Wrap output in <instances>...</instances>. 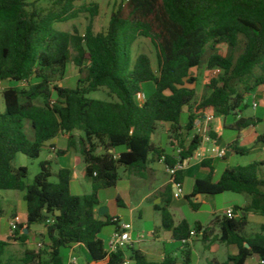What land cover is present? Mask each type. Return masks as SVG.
Instances as JSON below:
<instances>
[{
    "label": "trees",
    "instance_id": "16d2710c",
    "mask_svg": "<svg viewBox=\"0 0 264 264\" xmlns=\"http://www.w3.org/2000/svg\"><path fill=\"white\" fill-rule=\"evenodd\" d=\"M31 1L0 0V83L15 84L2 92L5 110L0 113V190L24 192L26 229L45 227L47 257L26 252L25 264H65L61 249L73 245L85 248L88 263L107 259L106 264H176L171 257L150 261L132 246L107 255L99 235L113 224L106 214L104 221L97 217L99 193L116 186L120 168L144 178L157 162L173 167L177 159L192 157L202 138L195 136L186 142L179 132H190L199 114L210 111L216 116H235L247 108L246 97L264 87V0H120L103 32L94 33L87 27L83 34L76 29L73 33L56 30L51 16L41 17L28 10ZM54 1L71 7L79 0ZM123 3L129 8L128 17L123 16ZM139 37L149 39L155 49L156 72L146 54H139L132 64V46ZM219 44L227 45V55L214 48ZM208 47L213 52L204 59ZM70 64L79 74L85 72L84 78L72 88L58 86ZM204 64L208 93L196 103L197 80L191 70ZM22 81L25 86H16ZM147 83H152L154 90L138 102ZM102 88L115 100L89 97ZM25 121L30 123L31 139L24 132ZM258 122L240 119L235 127L241 130ZM159 124H168L175 133L174 154H165L154 145ZM208 134L216 140L211 128ZM59 135L66 137V147L57 154L70 150L80 154L85 176L91 181L90 194H72L67 169L57 172L56 182L49 181V161L39 164V173L28 185L27 169L13 167L17 155L37 159L45 144ZM256 143L264 147V134L257 136ZM179 148L182 151L177 153ZM228 148L235 154L248 153L236 143ZM212 162H200L208 174L196 178L191 193L184 196L191 207L198 209L199 204L191 201L198 195L230 192L251 198L247 206L235 207V214L252 211L264 216V179L258 175L264 161L226 168L217 181H213ZM174 181L182 184V172ZM160 197L162 205H154L161 214L160 229L171 232L181 245L192 230L206 235L199 223L193 229L186 220L175 226L169 211L174 197L172 182ZM117 203L121 206L118 198ZM245 220L235 215L216 219L218 240L234 249L222 264H247L251 257L256 264H264V224L247 236ZM25 237L21 234L18 239ZM191 255L189 249H183L181 264H193Z\"/></svg>",
    "mask_w": 264,
    "mask_h": 264
},
{
    "label": "rangeland",
    "instance_id": "374dc122",
    "mask_svg": "<svg viewBox=\"0 0 264 264\" xmlns=\"http://www.w3.org/2000/svg\"><path fill=\"white\" fill-rule=\"evenodd\" d=\"M31 5L28 7L29 11L35 10L41 17L51 16L53 18V27L58 31L73 33V30H78L81 34L85 32L87 27H90L94 33L103 32L109 22L110 15L116 10L120 4V0H79L72 3L71 7L63 3H56L54 0H32ZM123 16L128 17L129 8L126 3H123ZM74 17H71V16ZM68 18V19H66ZM221 55L228 54V47L226 44L215 45L214 47ZM211 47L206 49L204 59L212 53ZM146 54L151 61L152 69L157 71L156 52L150 40L144 37H139L132 46L131 60L132 64L139 54ZM67 76L64 80L56 83L61 87L72 88L75 86L79 78H84L85 72L79 74L78 69L72 64L68 65ZM207 73L206 65L191 70V75L197 80L194 88L196 91L195 102L199 103L200 100L208 93L205 86V75ZM15 84L3 81L0 83V113L5 110V105L2 99V92L4 89L14 86ZM16 86L23 87L22 84ZM154 85L147 83L143 85V93L137 100L143 102L149 95L152 94ZM90 98L96 100H115L114 97L108 96V91L105 88L100 89L98 92L91 93ZM247 108L237 115H229L226 117L213 115L208 111L206 114H212L214 120L210 126L215 136L218 134L221 138V148L227 149L226 155L223 159H215L214 168L215 176L214 181L218 179L223 170L236 166H246L253 162L264 161V149L261 145L256 143V137L264 133V87H258L252 94L246 97ZM252 102L257 103V108L251 107ZM185 112L183 117V124L186 119ZM260 119V121L253 127L249 126L244 132L235 127V124L240 119ZM24 132L28 138H32V131L30 123H24ZM175 133L171 130L168 124H159L156 134L153 137V143L159 147L165 154H174L176 138ZM182 139V137H180ZM215 140V139H214ZM63 143V138L59 137L57 147ZM236 143L237 146L244 147L248 150L247 154L239 155L229 150V146ZM56 147V148H57ZM211 147L210 142H204L202 151L206 152ZM62 157L53 155L51 162V177L49 181L56 182V173L58 170V162L62 161ZM47 161V152L43 149L37 159H29L24 155H17L13 167L17 168L19 165L25 167L28 171V176L25 179V184H31L34 177L39 173V164ZM196 160L190 162L192 168L196 164ZM164 164L157 162L151 166L150 172L146 177H138L124 168L118 171L119 181L115 187L104 189L99 193V200L103 208L106 209V215L113 219L118 218L132 227L134 235L143 237L144 242L139 243L140 248L146 249L144 244L148 243V232L153 231L161 225V214L153 209V205H162L163 201L160 192L164 186L170 181L169 175L164 171ZM208 171L199 168L198 174L195 172H187L185 174L184 185L182 186V194L179 198H175L170 206L171 212L174 213V208H177L175 215L177 219H185L190 228H194L196 223H200L204 228L206 235L197 233L187 246L181 245L183 249H189L192 252L194 264H222L226 261L227 256L234 252L232 247L221 243L218 238L220 235L219 222L225 217L227 210H234L235 207L243 208L247 206L251 198L245 194L223 193L215 196H204L198 202L200 205L198 209H193L184 196L189 195L192 190L193 182L196 178H205ZM258 175L264 179V166L259 168ZM78 183L82 186L72 184L71 192L77 196L88 195L92 192L91 183L85 177H80ZM18 194V195H16ZM24 192L17 191H1L0 190V237L4 238L9 233V222L17 213L25 212V203L23 201ZM117 198L121 201V206L117 203ZM98 213V211H97ZM99 215V214H98ZM244 216L246 218L244 225V233L251 236L258 232L260 225L264 224V216L258 215L252 211L243 213L238 211L235 214L236 218ZM114 226H107L103 229L99 238L104 242L107 249L108 239L110 232ZM45 227L35 238L30 237L28 246L32 249L35 248V253L40 254L43 259L47 257L45 253L44 240ZM17 236L18 245L10 247L9 244L3 245V250L7 252L8 264H24L21 259L25 258L22 253L27 243L26 241L19 240ZM152 240H157L159 234H152ZM5 240V239H4ZM9 240V239H7ZM9 242V241H7ZM42 244L41 248L37 244ZM151 243V242H149ZM134 249H139L138 244H133ZM150 249L149 258L152 260H160L161 254L160 246L152 245ZM178 247V244L175 245ZM72 257H75V264H88L87 253L79 248L73 249ZM178 257L182 256V252L177 249ZM61 256L64 263L67 264L70 257L69 248L61 249ZM21 258V259H20ZM3 264H6V259L3 258ZM247 264H255L254 258H249Z\"/></svg>",
    "mask_w": 264,
    "mask_h": 264
},
{
    "label": "crops",
    "instance_id": "0c3cea01",
    "mask_svg": "<svg viewBox=\"0 0 264 264\" xmlns=\"http://www.w3.org/2000/svg\"><path fill=\"white\" fill-rule=\"evenodd\" d=\"M185 112H187L186 109H185ZM258 120L260 121L259 118H258ZM251 127H253V126H251ZM245 130H246V128L245 129H242V132H244ZM179 133H181L182 140H184L186 142L190 141L189 134H188L189 132H185V131L182 130ZM75 135L76 136H79L80 134L79 133H75ZM259 135H262V134H259ZM59 137L63 138V143H62V145L60 147H57V142H58ZM216 143H217V145H221L222 144L221 138L219 137L218 134L216 135ZM65 144H66V137L63 136V135H59L58 137H56V138L50 140L49 142H47L45 144L44 148H43L47 152V161H49L51 163L52 160H53V155H56L57 157H62L63 160L60 161V162H58V170H57V172L60 169H67V170H69L70 171V189H71L72 184H75V185H78L79 187H81L82 185L78 183V180H79L80 177H85L86 178V176H85V164L83 163V160H82L80 154L77 151L70 150V151H67L63 155H58L57 152L59 150H65V147H66ZM238 147H240V146H238ZM240 148H244V147H240ZM263 149H264V147H263ZM99 151H100V149L97 148L96 149V152H99ZM118 152H119V150H117L115 153L118 154ZM16 159H17V157H16ZM16 159H15V161H16ZM214 161L215 160H213V162H212V166L213 167H214V163H215ZM151 166H150V169H151ZM19 167H23V166L22 165H19L17 168H19ZM188 168L186 170H184V171H181L182 172V179H183L182 184H181L182 186L184 185L185 174L187 172H192L193 171V172H195V173L198 174L199 168H202V167L200 166V163L197 162L196 164H194L192 166V168L190 170H188ZM203 169H205V168H203ZM164 171H165V166H164ZM149 172H150V170H149ZM214 176H215V168H214ZM219 177H218V179H219ZM86 179H88V178H86ZM213 181H214V179H213ZM90 183H91V181H90ZM169 183H170V181L164 186V188L160 192V194L162 192H164L165 187ZM12 192L17 193V191H12ZM160 194L158 196H160ZM172 194H173V196L175 194V190L173 188V185H172ZM16 195H18V194H16ZM202 197H204V195H198V196L192 198L191 200L197 201V200H200ZM174 199H175V197H173L172 201ZM194 203L199 204L198 202H194ZM99 208H103V206H102L101 203H100V205L98 207H96L95 211H96V214H97L98 219L104 221L105 218L103 216H101V215H98V213H97V211L99 210ZM153 209H154V205H153ZM176 210H177V208H174V213H173V211L171 212V209L169 207V211H170V213L173 216V220H174L175 226L178 225L182 220H185V219H177V218H175L176 217V215H175L176 214L175 213ZM16 215L21 216L23 218V220L26 222V218H27L26 217V212L17 213ZM121 221H123V220H121ZM112 226H114V228H113V230H111L110 234L115 230V225H112ZM160 226L158 228H155L153 231H149L148 232V238H149L147 240L148 243L144 244V246L146 247V249H142L139 246V243L144 242L143 237L142 236H139V235H134L133 232H131L132 241H133V243H132L131 246L134 248L133 244H135V243L138 244L139 250L141 252H143L147 256L148 260H150V261H153V262H161L165 257H171V258L176 259V264H181L182 256L181 257H178L179 255H178V252H177V249H179L180 252H182L183 248L181 247V244L178 243V242H176L173 239L171 232L164 231V230L160 229ZM202 228L205 229L203 226H202ZM43 229H44V225H34V226H32L30 228V230L26 229V227L25 228H22V232H23L22 234H24L26 236L23 239V241L25 240L26 243H27V245L24 248H22V253H24V255L26 254V252L35 251V248L32 249V248H30L28 246L29 239H30L31 236H33V238L37 237L39 235V233ZM154 233L159 234V237L157 238V240H152L151 235L154 234ZM15 238H17V236ZM7 239H8V234L5 235L4 238H1L0 237V248H1V252H2V264H3V258L6 259V264H8V262H7V252L3 250V245L9 244L10 247H16L19 244L18 243V240H14V239L7 240ZM7 241H9V242H7ZM149 242H151V243H149ZM176 244H178V247L177 248L175 247ZM152 245H156L157 247L160 246V248H161V254L159 255L160 260H152V259L149 258V255H150V253H149L150 252V249L149 248L153 247ZM77 248H79L80 250H83L84 253H86V250H85V248L82 245H73L72 247L69 248V250H70V257H69V259L72 257V255L74 253L73 252V249L75 251V249H77ZM191 254H192V252H191ZM73 258H75V257H73ZM191 258H192V262H193L192 255H191ZM69 259H68V262H69ZM20 261H21V263H24L25 264V258L24 259H21ZM68 262H67V264H68ZM87 262H88V260H87ZM106 263H107V259H105L104 261L98 262V263L91 262V263H88V264H106ZM255 264H256V262H255Z\"/></svg>",
    "mask_w": 264,
    "mask_h": 264
},
{
    "label": "built area",
    "instance_id": "2783aa9c",
    "mask_svg": "<svg viewBox=\"0 0 264 264\" xmlns=\"http://www.w3.org/2000/svg\"><path fill=\"white\" fill-rule=\"evenodd\" d=\"M22 86L26 85L25 81H22ZM257 103L252 102L251 107L253 109L257 108ZM208 112V111H207ZM214 120V116L211 114L201 113L199 114L198 118L195 120L192 130L188 133L189 139L191 140L195 136L202 138V145L204 142H210L211 147L206 150V152L202 151V145L200 148L197 149V151L192 155L190 158H186L184 160L177 159L176 164L173 167L165 166V171L170 177V182H172L173 188L175 190L174 197L179 198L182 194V185L178 182L174 181V177L178 172L186 170L190 166V162L192 160H196V162H202L203 160H215V159H223L226 155L227 149L221 148L219 145H217L216 140H213L208 132L209 128ZM182 151L181 148L178 149L177 153H180ZM235 213L233 210L229 209L225 213V217L228 219H232L234 217ZM51 221H47V224H50ZM111 223L115 225V230L111 233L106 253L107 255L117 252L118 250H124L127 247L131 246L132 236H131V230L132 227L129 223H125L121 221L118 218L111 219ZM26 227V222L23 220V218L19 215H15L9 222V233H8V239L9 238H15L16 231L19 230V235H21L22 228ZM21 228V229H19ZM202 233V232H200ZM197 234L194 230L190 232V237L188 240H184L181 243L188 244L192 238ZM38 248L42 247V244H37ZM76 258L71 257L69 259L68 264H75ZM127 264V263H125Z\"/></svg>",
    "mask_w": 264,
    "mask_h": 264
},
{
    "label": "water",
    "instance_id": "95a60500",
    "mask_svg": "<svg viewBox=\"0 0 264 264\" xmlns=\"http://www.w3.org/2000/svg\"><path fill=\"white\" fill-rule=\"evenodd\" d=\"M105 213H106V209L105 208H99V210H98V214L99 215L103 216V215H105Z\"/></svg>",
    "mask_w": 264,
    "mask_h": 264
}]
</instances>
